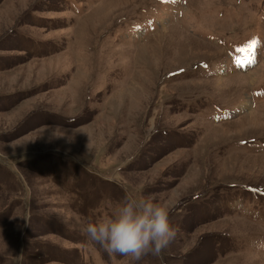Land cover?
I'll use <instances>...</instances> for the list:
<instances>
[{
    "label": "rangeland",
    "instance_id": "rangeland-1",
    "mask_svg": "<svg viewBox=\"0 0 264 264\" xmlns=\"http://www.w3.org/2000/svg\"><path fill=\"white\" fill-rule=\"evenodd\" d=\"M129 195L264 264V0H0V264H130L80 230Z\"/></svg>",
    "mask_w": 264,
    "mask_h": 264
},
{
    "label": "clouds",
    "instance_id": "clouds-1",
    "mask_svg": "<svg viewBox=\"0 0 264 264\" xmlns=\"http://www.w3.org/2000/svg\"><path fill=\"white\" fill-rule=\"evenodd\" d=\"M170 207L131 195L114 215L81 227V232L110 253L130 258V264L151 255L165 264V251L175 240L169 221Z\"/></svg>",
    "mask_w": 264,
    "mask_h": 264
},
{
    "label": "bare ground",
    "instance_id": "bare-ground-1",
    "mask_svg": "<svg viewBox=\"0 0 264 264\" xmlns=\"http://www.w3.org/2000/svg\"><path fill=\"white\" fill-rule=\"evenodd\" d=\"M196 41V40H195ZM198 42V41H197ZM198 44H199V48L198 49H200V46H202V47H205V48H207L206 46H204L203 44H201V43H199L198 42ZM207 49H209V50H212V49H210V48H207ZM249 70V69H248ZM250 119L251 120H253L254 118L257 120L258 119V117H257V114H255V112L254 113H250Z\"/></svg>",
    "mask_w": 264,
    "mask_h": 264
}]
</instances>
